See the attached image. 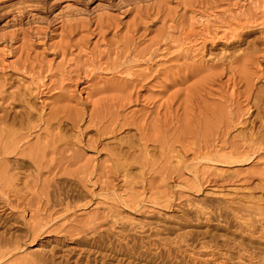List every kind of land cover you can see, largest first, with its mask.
Listing matches in <instances>:
<instances>
[{"label": "rangeland", "instance_id": "1", "mask_svg": "<svg viewBox=\"0 0 264 264\" xmlns=\"http://www.w3.org/2000/svg\"><path fill=\"white\" fill-rule=\"evenodd\" d=\"M188 232L264 264V0H0V264Z\"/></svg>", "mask_w": 264, "mask_h": 264}, {"label": "bare ground", "instance_id": "2", "mask_svg": "<svg viewBox=\"0 0 264 264\" xmlns=\"http://www.w3.org/2000/svg\"><path fill=\"white\" fill-rule=\"evenodd\" d=\"M208 24V23H207ZM205 26V25H204ZM249 208H251V207H249ZM255 208V207H254ZM247 210V209H246ZM252 211V210H251ZM249 212V211H248ZM247 212V213H248ZM253 213V212H252ZM260 213V212H259ZM245 216H247V215H245ZM253 220V219H252ZM259 226V225H258ZM257 226V227H258ZM256 227V226H255ZM244 228H245V231L246 232H249V234H251V231H250V229H251V224H247V222L245 223L244 222ZM240 229H241V227H240ZM262 228H260L259 230H261ZM217 232V231H216ZM240 232V231H239ZM255 233V232H254ZM211 234V233H210ZM214 234L215 233H213V235L212 236H214ZM241 234V233H240ZM201 235H203V234H193V233H190V232H188V233H186V234H182V235H180V236H178V238H179V240L182 242V243H185V245H183L184 247L186 246V247H190L191 249L190 250H192L193 251V249H194V247H195V245H194V242H199L198 243V245L200 244V247H199V249H201V248H204L205 250H207V249H209L210 251L208 252L209 254H213L214 253V250H219V252H221V254L223 255H225L227 252H229L228 253V255H233V256H235V257H237L238 258V260H243V258H244V260H247V262L246 263H250L251 262V260L254 258V257H256L257 256V252H255V249H254V247L252 246V244L250 245V244H245L244 243V241L243 240H232V237H230L231 238V240L229 239V237H228V239H227V241L224 239V242L223 241H221L220 243H223L221 246H218L217 244V238L219 237V236H217V238H215L216 239V243L214 242V245H209V243L211 242V241H209V242H202V239L205 237V235H204V237H199V236H201ZM247 235V234H246ZM257 235V234H256ZM259 235V234H258ZM125 237V236H124ZM244 237V236H243ZM210 239H211V237H209ZM208 238V240H210ZM123 240L125 239V238H122ZM212 239H213V237H212ZM211 239V240H212ZM236 239V238H235ZM178 240V241H179ZM220 240V239H219ZM261 241V240H260ZM213 242V241H212ZM97 241L96 240H94L93 241V244H95L96 246H98V248L100 247V245H97ZM142 243V242H141ZM145 243V242H144ZM129 243H128V241L127 242H125V245L123 246V245H120V246H116V248H107L106 250H107V252L109 251V254H107V256L105 255L103 258L104 259H102V260H100V261H98V262H100V264H114L113 262L115 261V260H117V262L115 263V264H201V262H194L193 260H192V262L188 259V260H184L183 258L181 259L182 261L181 262H178L177 260V258H178V256L176 255V254H174L173 256L171 255V251H170V249L169 248H164L165 250L163 251V248H159V246L158 247H154V249L152 250V251H154L153 253H151V246L149 245V246H147L146 248H144L145 250H140V251H137L135 248H137V247H133V246H129L128 245ZM177 244V243H176ZM180 244V243H179ZM211 244V243H210ZM216 244V245H215ZM133 245V244H132ZM148 245V244H147ZM181 245V244H180ZM180 245H178L179 247H180ZM142 246H145L144 244L142 245ZM142 246H141V248H142ZM162 247V246H161ZM101 248V247H100ZM140 248V249H141ZM211 248H213V249H211ZM178 249V248H177ZM189 249V248H188ZM187 250V249H186ZM189 250V251H190ZM202 250V249H201ZM177 251V250H176ZM204 251V250H203ZM260 251V250H259ZM178 252V251H177ZM180 252V251H179ZM184 252V251H183ZM191 252V251H190ZM218 252V251H217ZM257 253V254H256ZM193 254V253H192ZM120 255V258H117L118 256ZM217 255V254H216ZM223 255V256H224ZM227 255V254H226ZM254 255H256V256H254ZM193 256V255H192ZM213 256V255H212ZM170 257H171V260H170ZM182 257V256H181ZM191 257V256H190ZM218 257V256H217ZM229 257H231V256H229ZM122 258H125V259H128L127 260V262H124L123 261V259ZM186 258H187V256H186ZM185 258V259H186ZM213 258V257H212ZM219 258V257H218ZM258 258V257H257ZM124 259V260H125ZM172 259H174V261L172 260ZM216 259V258H215ZM255 259V258H254ZM111 260H113V262L111 261ZM199 260V259H198ZM228 260V259H227ZM237 260V261H238ZM126 261V260H125ZM180 261V260H179ZM208 261H209V259H208ZM218 261V260H217ZM233 261H234V258H233ZM256 261V260H255ZM254 261V263L256 264L257 263V261L255 262ZM93 262V261H92ZM213 262V261H212ZM228 262V261H227ZM94 263V262H93ZM203 264H208L206 261L205 262H202ZM214 263V262H213ZM223 263V262H222ZM230 264H231V261L229 262ZM229 263H227V264H229ZM241 262H239V264H240ZM243 263V262H242ZM252 263V262H251ZM211 264V263H210ZM259 264V263H258Z\"/></svg>", "mask_w": 264, "mask_h": 264}]
</instances>
